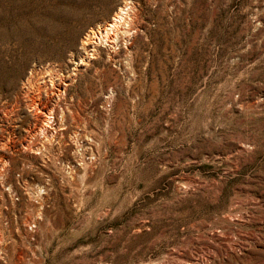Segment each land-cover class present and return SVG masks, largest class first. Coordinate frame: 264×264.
Here are the masks:
<instances>
[{
	"label": "rangeland",
	"instance_id": "374dc122",
	"mask_svg": "<svg viewBox=\"0 0 264 264\" xmlns=\"http://www.w3.org/2000/svg\"><path fill=\"white\" fill-rule=\"evenodd\" d=\"M79 1L0 0V264H264V0H127L113 52L80 40L124 0Z\"/></svg>",
	"mask_w": 264,
	"mask_h": 264
},
{
	"label": "bare ground",
	"instance_id": "6f19581e",
	"mask_svg": "<svg viewBox=\"0 0 264 264\" xmlns=\"http://www.w3.org/2000/svg\"><path fill=\"white\" fill-rule=\"evenodd\" d=\"M108 3L109 0L79 1L75 6L71 8L69 14H65L62 17L64 21L62 27H65L66 23L70 20L76 21L78 19H81L83 13L85 12L95 15V11L91 10L92 5L105 8ZM137 12L135 11V8L133 7L131 1L128 2L127 0L122 1L120 4L116 5L110 10H107V15L102 19H99V21L94 26L88 28V30L84 33L83 37L80 40L81 48L86 49L87 46H90L92 52H98L100 51L99 47L103 46L113 52L118 45H125L129 37H132V34H134L138 30L136 29V25H138ZM51 27L52 26H50L48 30V37L55 38L54 34L59 31L60 26L58 25L54 28ZM58 51V47H50L49 49H47L42 45V47L36 51V54H40L41 56H37L35 62L27 65L25 62H23L24 60L21 59L16 65L15 71L13 72L14 77H18L19 79H21V86L23 89V95L20 96L21 101L28 109V111L33 114L35 118L34 126L35 128L38 127L39 131L42 134L47 132V123L49 119H51L50 113L52 114V110L47 114H44V112L42 111L46 110L48 107L46 105L47 103L41 102L43 94L42 92H45L46 96L47 94H49L50 91L48 89L49 86H53V80L49 79L48 86L46 88V85H44L45 73L38 72V65L41 63L39 59L44 58L48 52ZM6 68L7 65L5 64H2L0 66V82L4 80L3 73ZM30 93H32L33 95H30ZM37 111H39L38 113L40 114H37Z\"/></svg>",
	"mask_w": 264,
	"mask_h": 264
},
{
	"label": "built area",
	"instance_id": "2783aa9c",
	"mask_svg": "<svg viewBox=\"0 0 264 264\" xmlns=\"http://www.w3.org/2000/svg\"><path fill=\"white\" fill-rule=\"evenodd\" d=\"M33 229H34V225H29V226H28V230H29V231H32Z\"/></svg>",
	"mask_w": 264,
	"mask_h": 264
}]
</instances>
